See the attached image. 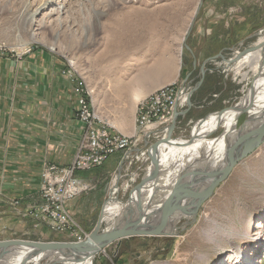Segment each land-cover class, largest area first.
<instances>
[{"label":"rangeland","instance_id":"1","mask_svg":"<svg viewBox=\"0 0 264 264\" xmlns=\"http://www.w3.org/2000/svg\"><path fill=\"white\" fill-rule=\"evenodd\" d=\"M262 15L264 17V0H0V39L31 44L33 51L50 53L61 64L70 67L89 91L86 96L93 108L128 135L125 129L131 126L134 112L136 127V110L140 101L166 86L162 84L171 81L177 66L182 70L191 63L187 48L193 52V42L188 35L195 33V28L200 25L201 31L207 24L209 29V21L226 20L238 33L231 49L220 52L222 58L211 59L212 71L226 74L224 84L220 83L221 96L231 92L223 102L220 100L224 97L219 98L214 111L233 105L243 94L248 96L251 83L256 89L260 76L247 66L236 73L232 58L257 44L264 32ZM239 26L246 31H237ZM146 33L150 37L166 35L159 45V48L167 46L169 51L162 71L158 67L148 72L138 71L140 66H147L149 59L144 57L142 47L139 50L140 45H133L136 38ZM111 40L117 42V47L108 46ZM102 54H105L104 60H99ZM180 80L181 77L172 82L179 84ZM151 85H155V89L146 93V87ZM137 94L140 98H136ZM254 95L251 93L246 100L249 102ZM231 110L227 109L220 116L213 112L208 114L203 124L195 125L191 133L195 136L211 132L208 138L213 139L222 131L219 124L224 125ZM239 117L238 125L247 116L241 114ZM212 123L216 124L214 129H210ZM189 130L183 132L185 138L182 139H188ZM173 134L180 137L176 131ZM163 136V133L151 136L142 149L143 153L146 155L149 146ZM117 156L112 154L102 165L109 167ZM116 164L106 180L103 208L109 203L121 207L142 176L123 187L125 177L118 179ZM90 190L91 186L87 197ZM83 195L74 197V202L83 197L82 206L89 207ZM12 202L11 212L15 211ZM100 210L101 207L81 210L84 227L90 218L85 228L87 234L96 224ZM69 213L72 214L70 210ZM1 218L0 240L74 241L67 234L46 231L43 226L41 232L37 230L35 233L34 228L26 226L27 221L20 218ZM112 220H104L103 224L108 226ZM177 227V234L173 237L144 236L142 243L133 242V238L123 239L119 246L113 243L97 252L91 259L92 264H264V140L235 165L226 180L195 211L182 216ZM237 246L242 252L240 261L232 256ZM57 258L58 255L51 253L41 260L37 257L29 264H35V261L39 264H69L55 262Z\"/></svg>","mask_w":264,"mask_h":264},{"label":"crops","instance_id":"2","mask_svg":"<svg viewBox=\"0 0 264 264\" xmlns=\"http://www.w3.org/2000/svg\"><path fill=\"white\" fill-rule=\"evenodd\" d=\"M263 18L262 15L261 19ZM209 24V29L207 24L204 31H201V25L197 28L195 25V33L188 35L193 42L191 47L193 52L187 48L193 62L191 60V63L186 64L182 70L177 66L171 81L162 84L167 85L181 77L179 84L191 87L187 104H178L173 111L171 122L159 127L160 133L164 135L175 118L172 136L174 137L173 132L176 131L180 134L177 138H185L183 132L189 128L190 138L196 123L215 112L214 108L220 97H224L220 100L223 102L231 93L221 96L220 83L224 84L226 74H221L219 70L212 71L210 65H213L211 59L222 58L220 52L231 49V44L238 33H235V27L230 26L226 20L209 21ZM237 31L244 33L246 30L239 26ZM63 66V63L52 57V54L38 50L19 61L0 57V217L4 220L17 218L26 220V226L34 228L32 230L35 233L37 230L40 231L41 227H35L30 218L23 217L19 212L22 208L40 203L38 190L43 164L51 162L64 166L70 163L78 153L83 137V125L75 119L77 96L73 84L67 77L59 74ZM154 86H147L146 93L154 90ZM87 100L91 103L89 98ZM134 117L135 112L131 126L125 129L126 134L134 137V144L126 152L116 153L118 156L109 167H104V163L94 170H80L76 173L79 181L87 182L91 186L89 197L86 196L88 192L83 193L90 206H82L83 197L77 202H74V198L71 199L67 206L84 230L90 218L84 227L80 212L85 208L89 210L103 208L106 202L104 198L106 180L115 162L118 179L125 177L123 187L133 183L149 166L148 150L145 155L142 149L151 136L136 132ZM210 125V129L216 127V124ZM114 129L124 134L115 126ZM188 155L189 151L186 155L184 153L180 156L174 155L169 158L167 164L173 166L177 163L182 166L183 157L187 158ZM191 158L193 159V156ZM194 161H197L196 157ZM13 199H19L20 203L19 208L14 207L15 211L11 212L10 202ZM131 240L142 243L143 238L134 237Z\"/></svg>","mask_w":264,"mask_h":264},{"label":"water","instance_id":"3","mask_svg":"<svg viewBox=\"0 0 264 264\" xmlns=\"http://www.w3.org/2000/svg\"><path fill=\"white\" fill-rule=\"evenodd\" d=\"M255 48L256 45L250 46L244 49L241 54ZM253 88L254 85L251 83L249 92ZM244 97L245 94L233 105L213 113L220 116L227 109H236ZM262 111L264 114V109ZM241 114H246L247 117L238 125ZM204 119L205 117L199 120L196 125L201 124ZM260 120L257 115L256 118L255 116L251 117L243 108L238 110L231 129H225L222 124H219L223 129L213 139L224 138L225 153L218 165L207 163L205 160L190 159L192 162H187L185 161L186 157H183L182 166L175 163L173 166L167 164V167L163 168L160 159L162 151L168 153L167 147L172 144L188 146L195 139L194 135L188 139L181 138L182 140L173 137L174 118L166 135L149 146V166L142 174L140 182L129 191L126 202L116 212L111 224L103 225L104 208H102L96 224L82 241L0 240V264H8L9 262L6 260L11 259L20 251H24V256L17 264H29L34 262L33 259L39 255H41L39 258L41 260L51 253L58 255L55 262L73 264L92 259L97 252L113 243L119 246L123 239L144 236H175L179 219L185 214L195 211L205 198L226 180L235 165L247 156L259 142L264 140V119L259 122ZM210 134L211 132L205 136L208 138Z\"/></svg>","mask_w":264,"mask_h":264},{"label":"built area","instance_id":"4","mask_svg":"<svg viewBox=\"0 0 264 264\" xmlns=\"http://www.w3.org/2000/svg\"><path fill=\"white\" fill-rule=\"evenodd\" d=\"M28 43L7 42L0 39V57L21 60L33 52ZM61 76L67 77L73 84L77 96L75 119L83 125L82 140L78 153L70 163L61 166L55 163L43 164L40 171V203L20 210L23 217L30 218L35 227L43 226L48 231L67 234L74 241H82L88 234L80 227L69 213L68 202L90 189L88 183L76 179L80 170H92L102 165L117 152H126L134 144V139L114 132V126L95 110L88 112V101L85 86L72 74V69L64 65ZM190 94V87L171 82L167 90L154 97H147L140 102L139 120L136 132L148 136H157L161 126L171 122L175 106L185 105ZM12 204L18 207L20 200L13 199Z\"/></svg>","mask_w":264,"mask_h":264},{"label":"bare ground","instance_id":"5","mask_svg":"<svg viewBox=\"0 0 264 264\" xmlns=\"http://www.w3.org/2000/svg\"><path fill=\"white\" fill-rule=\"evenodd\" d=\"M148 32V31H147ZM165 33L160 34L159 36H154L150 37L149 33H146L145 35L139 36V38L135 39L134 45L133 46H139V50L142 47V52L144 54V57L149 59L147 66L139 67L138 71L141 69V72H148L155 70L156 67L160 68V70L165 69V59L167 58V54H169V51L167 50L168 47L166 46L165 48H159V45L161 42H163V36ZM166 36V35H165ZM142 38V39H140ZM167 41V40H166ZM109 47H117V42L111 40L109 41L108 44ZM161 47V46H160ZM164 47V46H163ZM167 55V56H166ZM105 54H102L100 56L99 60H104ZM234 57V56H233ZM153 62H151V61ZM234 60L235 67L234 69L236 70V73H239L241 68L244 66L249 67L252 72L258 74L260 76V81L256 89H252L251 93L255 94L253 98L249 100V102L246 100L248 96L251 95V93L248 96H245L242 100L240 105L235 109H232L231 112L227 113V118L224 120V127L225 129H231L235 123V116L238 112L239 109L245 108L246 111L250 114L251 117L256 118V115L259 116V119H261L259 122H261L264 119V114L262 113L264 109V32L263 34L259 37L258 42L256 44V48L253 50L248 51L247 53L241 54V53H236V57L232 58ZM72 65V64H71ZM70 65V66H71ZM70 68V67H69ZM230 68V67H229ZM71 69V68H70ZM101 70V69H100ZM101 72H104L103 69ZM73 74V73H72ZM74 76L78 80V76L74 73ZM130 87V85L128 86ZM168 86H163L159 90H156L155 93H152L148 96H146L144 99L147 97H154L158 95L159 93H162L164 90H167ZM86 93L89 94V91L86 90ZM136 98H140L137 94ZM88 99V97H87ZM88 101V100H87ZM141 102V101H140ZM96 109L93 108L91 103L88 101V112H94ZM139 110H140V103L138 105L137 114H136V119L138 122L139 118ZM260 124V128H261ZM115 133H119L121 136H126L117 130L114 129ZM208 133L203 132V134H197L195 135L194 141L188 145V146H179V145H169L167 147L168 153L166 151H162L160 159H161V165L162 167H166V164L169 163L170 159L174 155L179 156L184 153L185 155L188 154V157L185 159V161H188V159H192L191 157L193 156V159L196 157L197 160H205L207 163H213L214 165H218L222 161V157L225 153L224 150V138L220 137L218 140L210 139L207 138L205 135ZM129 139H133L132 136L127 135ZM178 140H182L181 138H177ZM163 145L161 146L162 150ZM261 148V147H260ZM170 158V159H169ZM192 159V160H193ZM192 160H189L192 162ZM184 161V162H185ZM76 177V174H75ZM77 179V178H76ZM120 208V205H113V203H109L105 205L103 209V218L104 220H112L114 216L117 214L116 212ZM104 225V224H103ZM232 256H234L235 260H241L242 258V252L241 249L237 246L235 250L232 251ZM24 251H20L17 255L13 256L11 259L6 260L9 262L8 264H17L19 260L22 259L24 256ZM56 255V254H55ZM37 258V257H36ZM35 258V259H36ZM38 258H41V255L38 256ZM240 258V259H239ZM13 260V261H12ZM34 260V259H33ZM12 261V262H11ZM52 261V260H51ZM70 263V262H68ZM35 264H39L38 261H35ZM73 264H92V260L86 259L85 261L82 262H75Z\"/></svg>","mask_w":264,"mask_h":264},{"label":"trees","instance_id":"6","mask_svg":"<svg viewBox=\"0 0 264 264\" xmlns=\"http://www.w3.org/2000/svg\"><path fill=\"white\" fill-rule=\"evenodd\" d=\"M139 182H140V178L138 179V181H137L136 184H138ZM136 184H135V185H136ZM128 194H129V193H128ZM128 194H127V196H126L127 198H128ZM127 198H126V200H127ZM118 262H119V260H118Z\"/></svg>","mask_w":264,"mask_h":264},{"label":"flooded vegetation","instance_id":"7","mask_svg":"<svg viewBox=\"0 0 264 264\" xmlns=\"http://www.w3.org/2000/svg\"><path fill=\"white\" fill-rule=\"evenodd\" d=\"M240 120V119H239Z\"/></svg>","mask_w":264,"mask_h":264}]
</instances>
